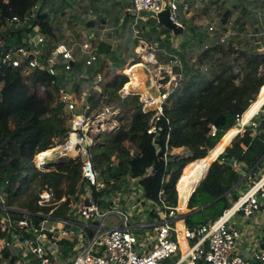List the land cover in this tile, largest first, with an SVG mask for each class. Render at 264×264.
Wrapping results in <instances>:
<instances>
[{
	"label": "built area",
	"instance_id": "obj_1",
	"mask_svg": "<svg viewBox=\"0 0 264 264\" xmlns=\"http://www.w3.org/2000/svg\"><path fill=\"white\" fill-rule=\"evenodd\" d=\"M170 1V18L177 22L174 14L178 6L175 0ZM160 8L161 0H131L125 12H157ZM187 9V4H183L182 12ZM33 11L32 8L23 21L11 17L0 23V30L8 34L0 43V79L9 69L36 70L55 78L59 89L54 112H59L67 123L65 137L56 147H63L53 159H45L44 165L37 166V155L33 163L36 170L43 172L55 169L62 159L77 162L80 175L76 187L82 192L78 194V201H70L59 213L65 198L56 199L51 189L41 187L36 193L38 209L30 213L6 205L0 191V208L4 211L0 216V231L6 234L0 239V264H162L175 255L173 264H194L197 260L205 264H264V172L250 181L248 188L215 220L192 229L176 226L177 205H169L163 191L157 199L147 197L142 181L152 176V166L141 176L127 177L126 183L117 189L109 187L112 182L106 185L94 167L91 150L96 136L119 128L121 117L118 108L101 104L95 109V98L105 100L109 93L107 76L99 69L103 57L99 52L102 37L86 33L73 44L48 39L40 32ZM138 22L134 18L133 27ZM208 30H213L212 26ZM139 33L134 31L143 53L142 61L136 65H142L147 74H154L139 103L142 112L151 113L146 134L152 136V144L160 154L161 149L154 143L159 122L169 95L181 84L182 78L181 74L167 71L173 82L162 83L163 69L157 60L160 49L156 51L136 36ZM157 38L166 41L169 33ZM127 71L124 69L121 75L130 79ZM129 81L117 91L120 99L136 95L134 88L126 87ZM261 107L256 113L258 119L253 121V115L243 132L257 127L259 118L264 116ZM240 116H236L235 122ZM210 129V135L214 136L216 129L213 126ZM167 152L166 149L163 154L165 162ZM86 193L90 195L89 205L84 204ZM76 210L77 218L74 217ZM242 241L244 251L239 249Z\"/></svg>",
	"mask_w": 264,
	"mask_h": 264
},
{
	"label": "trees",
	"instance_id": "obj_2",
	"mask_svg": "<svg viewBox=\"0 0 264 264\" xmlns=\"http://www.w3.org/2000/svg\"><path fill=\"white\" fill-rule=\"evenodd\" d=\"M40 1L0 0V23L11 17L23 21L33 8L40 32L48 39L56 40L58 30L50 24L52 10L43 6L49 1L44 0L41 5ZM229 15L227 11L222 18L223 24ZM158 31L163 33L160 28ZM7 35L0 30V43ZM142 36L151 39V33ZM109 49L100 45L99 52L110 54ZM206 52L198 64L204 65L205 70L208 67L211 71L216 68L218 71H213V78L207 80L197 69H192L184 83L182 79L169 95L170 104L163 109L157 135L160 154L156 153L152 136L146 134L151 113L141 111L136 96L120 99L117 95L128 81L124 75H114L106 90L113 99L118 102L124 100L133 109L126 117H121L115 132L100 134L91 150L94 167L100 171L107 186L112 182L111 189L122 186L127 177L143 175L152 166L154 173L142 181L145 193L147 197L157 199L159 192L163 191L164 200L171 206L176 205L177 188L179 201L184 202L190 193L180 183L184 172L196 168L200 172L198 184L207 171L203 180L192 189L186 207L192 211L216 201L203 210L187 214L184 223L188 229L215 220L229 207V198L237 199L234 188L241 175L233 169L234 164L251 168L264 156V116L258 121L256 135L251 136L247 128L237 142L228 146L240 135L235 128L236 116L242 115L255 98L251 106L263 100L264 57L259 63L256 56H247L242 48L226 45L220 38ZM215 58L222 59V62L219 65L212 62ZM58 89L55 78L36 70L9 69L0 79V191L8 206L36 212V191L44 186L53 191L56 199L65 198L57 211L59 213L70 201L79 200L78 194L82 190L76 187L80 175L77 162L62 159L55 169L43 172L36 170L33 163L35 155L36 161L39 156L53 151L65 137V119L54 113ZM211 126L216 129L214 136L210 135ZM182 147L190 154L187 158L171 157V160L164 161L166 149ZM3 212L0 208V216ZM32 220L37 222L35 217ZM5 236L0 231V239ZM195 264L205 262L197 260Z\"/></svg>",
	"mask_w": 264,
	"mask_h": 264
},
{
	"label": "rangeland",
	"instance_id": "obj_3",
	"mask_svg": "<svg viewBox=\"0 0 264 264\" xmlns=\"http://www.w3.org/2000/svg\"><path fill=\"white\" fill-rule=\"evenodd\" d=\"M43 1H40V5ZM48 1L43 6L44 9L51 8L52 10V13H50V24L58 30V40L73 44V42L79 40L80 36L88 33V35L93 34L95 37H102L100 45L110 47V54L102 52V63L99 66L101 73L108 74L107 77L104 75L108 82L114 75H121L124 69L129 70L132 66L142 61L143 52L138 48L137 38L134 34L135 30L140 32L136 36L144 39L156 51L160 49L157 60L163 69L161 71L162 76H164L162 83H172V77L167 74V71L175 74V69L178 68L183 70L181 73L182 83L186 80L187 73H190L192 69H197L199 73L205 75L207 80H210L213 77V71L217 72L218 69L211 71L207 67L205 70V66L198 63L202 55L206 56V51L216 43L218 38H220V41H224L226 45L237 47L238 49L242 48L247 56H256L259 63L264 57V0H187L186 2L184 0H178L179 2L175 0L178 6V11L174 14L175 19L183 22V24L185 23V27L183 33L177 37L170 34L169 43L158 40V35L155 34L154 30H150L149 27L146 26V29H142L145 28L143 27L145 23L139 21L133 27L134 19L127 17L125 12V9L130 6L131 0ZM183 1L188 6L185 13L182 10L180 11V2ZM51 4L53 5L51 6ZM227 11L230 15L223 24L222 18ZM90 23L92 25H89ZM209 26H212L213 30L207 31ZM145 33H152L150 40L142 36ZM198 33H200V37ZM212 62L219 65L222 59L218 60V58H215ZM132 74L139 78L146 91L150 86L151 82L148 85V81L152 79L153 73L147 74L142 65L137 67L129 74L130 79L128 80L130 81L126 84V87L128 85L134 87L135 85L131 80ZM169 87L172 88L173 86ZM133 91L136 95L131 96H136L138 101L140 96L145 93V91L142 92L135 89ZM149 92L151 94L154 93L153 89H150ZM95 104V109L100 107L101 104L110 106L113 109L118 108L120 117L123 118L133 109L128 102L124 100L118 102L113 99L110 93H108L105 100L96 97ZM169 104L170 101H168ZM54 113L58 114L59 112L55 111ZM257 117L255 114L253 121H256ZM249 126L250 123L247 127ZM97 139L96 136V141ZM137 153L139 156L140 153L138 151ZM167 161H169L168 158ZM77 213L78 210L75 211V218L78 217ZM176 258L177 255L174 256V259ZM171 260L168 261L167 259L162 263L172 264L173 259Z\"/></svg>",
	"mask_w": 264,
	"mask_h": 264
},
{
	"label": "crops",
	"instance_id": "obj_4",
	"mask_svg": "<svg viewBox=\"0 0 264 264\" xmlns=\"http://www.w3.org/2000/svg\"><path fill=\"white\" fill-rule=\"evenodd\" d=\"M178 1V0H177ZM185 2L187 1V0H184ZM180 2V4H181V9H180V11L182 10V5L183 4H186L185 2ZM179 2V1H178ZM183 13H185V12H183ZM128 15H129V13H128ZM130 17V16H129ZM130 18H132V17H130ZM134 19V18H133ZM139 21V20H138ZM176 21H177V23L178 24H180V25H182L183 26V30H184V24H183V22H180L179 20H177L176 19ZM141 22V21H140ZM142 23H146L144 26H145V28H143V29H146V26L147 27H149V29L150 30H154V32H155V34H157V35H159L160 33L158 32V27H160V25L158 24V23H156L154 20H149V21H147V22H142ZM210 27V26H209ZM208 27V28H209ZM208 28H207V31H208ZM148 29V30H149ZM160 29H162V32L163 33H169V37H170V32L169 31H167V30H165L164 28H161L160 27ZM200 32H202V31H200ZM183 33V32H182ZM152 34V33H151ZM162 34V33H161ZM198 36L200 37L201 35H200V33H198ZM158 39V38H157ZM162 42H167V43H169V41L168 40H166V41H162ZM182 68H178V69H175V73H177V74H181L182 73ZM184 73V72H183ZM213 78V77H212ZM211 78V79H212ZM257 97V96H256ZM256 99V98H255ZM254 99V100H255ZM263 105H264V103H263ZM262 105V106H263ZM260 111H262V112H264V108H262L261 107V110ZM258 119V118H257ZM260 119V118H259ZM236 126V125H235ZM245 126V125H244ZM244 126L241 128V129H239V128H237V127H235L238 131H239V133L238 134H240L238 137H237V139L236 140H234V141H232L229 145L228 144H226L223 148H222V150H221V152L224 150V148L225 147H227V145L228 146H230L232 143H234V142H237L240 138H241V136H242V134H243V129H244ZM249 130H250V135L251 136H254V135H256L257 134V127L256 128H248ZM225 135V134H224ZM236 136V135H235ZM219 142H220V140H219ZM218 142V143H219ZM190 154H189V152L187 151V149L186 148H173L172 150H170V151H168L167 152V158H168V160H171V157L172 158H177V159H181V158H187L188 156H189ZM260 163V164H259ZM259 163H257L254 167H251V168H249L247 165H243V164H240V163H237V164H234V166H233V169L235 170V171H238L239 172V174L241 175V179H240V181H239V183L235 186V191H236V195H237V198L240 196V194L243 192V191H245L247 188H248V186H249V184H250V181H252V180H255V179H257L258 177H260V175H262V173L264 172V156L260 159V161H259ZM186 167V166H185ZM183 171V170H182ZM177 183V182H176ZM176 188H177V185L175 184V190H176ZM192 191V190H191ZM191 191H190V193H188L187 194V196L184 198V202H182V201H179L178 200V188H177V191H176V193H177V202H176V205H177V208H178V212H177V215H176V219L178 220V222H177V224H176V226L178 227V228H182V227H186L185 226V223H184V217L187 215V214H190V213H194L193 211L195 210V209H198V208H195L194 210H188L187 209V201H188V197H190V194H191ZM216 201V200H215ZM235 200H233L232 198H229V201H228V206H230L233 202H234ZM214 203V202H213ZM207 205V204H206ZM205 206V205H204ZM263 217H264V215H262ZM236 219L237 220H241V217H239V216H237L236 217ZM255 220L257 219V220H259L257 217H255L254 218ZM262 224H264V222L262 223ZM261 226V225H260ZM239 249H240V251L242 250V251H244L245 250V242L244 241H242V243H239ZM174 260L175 259H173V262H174ZM168 261H172L171 259H168ZM196 263V262H195ZM194 263V264H195ZM163 264V263H162ZM173 264V263H172ZM183 264H188V263H183Z\"/></svg>",
	"mask_w": 264,
	"mask_h": 264
},
{
	"label": "bare ground",
	"instance_id": "obj_5",
	"mask_svg": "<svg viewBox=\"0 0 264 264\" xmlns=\"http://www.w3.org/2000/svg\"><path fill=\"white\" fill-rule=\"evenodd\" d=\"M141 65H136L130 68V70L127 71L128 74H130L134 69L137 67H140ZM131 80L134 82V88L135 90H140L142 92L145 91L143 84L139 80V78L136 75H131ZM131 85H128L127 88H129ZM254 101V100H253ZM252 101V102H253ZM252 102L248 106V108L245 110V112L240 116V118L237 120L236 127L241 129L247 121L257 113V111L260 109L261 105L264 103V97L263 100L260 103H255L251 106ZM251 106V108H250ZM250 109V111L245 115V113ZM61 147H56L53 151L49 153H45L42 156H39V158H36V161L39 163H44L43 161L53 159V157L58 154V152L62 149ZM38 166V165H37ZM47 167V166H46ZM200 178V172L196 168H192L189 171H186L183 173L182 179L180 180V183L182 185H185V190L190 192L192 189H194L197 186L198 179ZM181 228V227H180Z\"/></svg>",
	"mask_w": 264,
	"mask_h": 264
},
{
	"label": "water",
	"instance_id": "obj_6",
	"mask_svg": "<svg viewBox=\"0 0 264 264\" xmlns=\"http://www.w3.org/2000/svg\"><path fill=\"white\" fill-rule=\"evenodd\" d=\"M170 4H171L170 0H161V8H160L159 11L153 12V11L144 10V11H141V12H138V13L130 12L129 16L132 17V18H137L141 22H147L149 20H154L162 28H164L165 30L169 31L172 34V36L177 37V36L182 34L183 26L178 24L177 22H174V21L171 20V18H170V15H171ZM154 143L156 145L158 144V138L157 137L155 138ZM208 154H209V151H208L206 156H208ZM215 159H216V157L212 160V162ZM209 166H208V168H209ZM206 173H207V171L205 172V175H206ZM205 175L202 177L200 182L203 180ZM198 184H197V186H198ZM89 200H90V195H89V193H86V198L84 200V204L85 205H89ZM213 202H215V200L210 202V203H208L207 205H205V206H203L201 208L195 209L193 212H197V211L203 210V209L207 208L208 206H210Z\"/></svg>",
	"mask_w": 264,
	"mask_h": 264
}]
</instances>
